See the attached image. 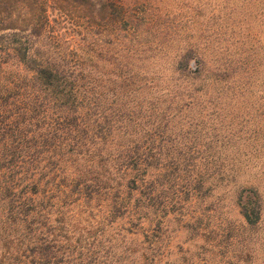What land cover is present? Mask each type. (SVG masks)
<instances>
[{"label": "trees", "instance_id": "1", "mask_svg": "<svg viewBox=\"0 0 264 264\" xmlns=\"http://www.w3.org/2000/svg\"><path fill=\"white\" fill-rule=\"evenodd\" d=\"M174 1L0 0V264H162L264 171V0ZM234 199L258 226L259 186Z\"/></svg>", "mask_w": 264, "mask_h": 264}, {"label": "rangeland", "instance_id": "2", "mask_svg": "<svg viewBox=\"0 0 264 264\" xmlns=\"http://www.w3.org/2000/svg\"><path fill=\"white\" fill-rule=\"evenodd\" d=\"M200 2L215 5L219 0ZM196 5V0H175L173 11L176 14H208L209 10H199ZM262 172L257 167L241 173L235 185L230 183L219 191L218 200L211 207L207 202L193 205L189 212L198 219L192 220L188 227L184 220H172L164 238L162 264H264V208L258 226L248 228L234 199L236 189L248 182L259 186L264 195Z\"/></svg>", "mask_w": 264, "mask_h": 264}]
</instances>
